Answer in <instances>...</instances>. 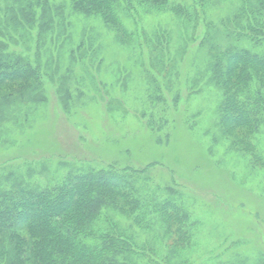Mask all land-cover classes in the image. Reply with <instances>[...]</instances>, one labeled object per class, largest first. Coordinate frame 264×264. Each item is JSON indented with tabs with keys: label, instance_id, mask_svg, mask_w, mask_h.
Here are the masks:
<instances>
[{
	"label": "rangeland",
	"instance_id": "rangeland-1",
	"mask_svg": "<svg viewBox=\"0 0 264 264\" xmlns=\"http://www.w3.org/2000/svg\"><path fill=\"white\" fill-rule=\"evenodd\" d=\"M54 2L64 7L69 23L42 39L39 25L25 22L17 0H0L5 35L0 37L10 51L41 67L45 84L42 101L37 93L40 100L17 98L5 109L0 187L8 188L17 178L51 186L116 160L137 168L159 161L138 176L135 190L151 208L169 200L187 211L183 229L189 240L179 243L178 225L168 227L156 212L139 224L131 214L105 208L132 237L133 264H264V124L252 139L225 131L224 93L211 83L209 46L201 45L208 34L220 47L234 43L224 33L240 1L206 0L204 9L197 8L198 25L185 26L168 13L137 23L140 34L165 31L169 61L179 67L180 78L172 75L166 101L149 100L155 86L140 65L149 62L147 52L140 56L136 49L131 60L128 48L115 44L97 18L73 14L69 0ZM81 41L76 59L71 50ZM98 57L100 66L94 63ZM151 121L153 129L147 125ZM247 145H253L251 152ZM180 247L175 256L169 251Z\"/></svg>",
	"mask_w": 264,
	"mask_h": 264
},
{
	"label": "trees",
	"instance_id": "trees-1",
	"mask_svg": "<svg viewBox=\"0 0 264 264\" xmlns=\"http://www.w3.org/2000/svg\"><path fill=\"white\" fill-rule=\"evenodd\" d=\"M195 1L189 6L178 0H69V9L83 18H97L113 34L115 44L128 48L131 60L137 57L134 56L136 49L140 56L147 52L149 62L141 60L140 65L155 86V91L148 94L149 100L166 101L164 94L173 90L168 86L173 82L172 75L180 78L179 67L175 62L171 66L168 58L166 33L156 29L153 36L140 34L136 25L143 17L167 13L185 26L198 25L197 8L204 9L207 5L206 0ZM239 1L233 23L224 33L226 39L234 43L220 47L219 42L215 43L216 38L213 40L208 34L201 45L209 46L211 83L224 93L220 110L225 131L230 135L235 133L236 138L246 135L252 139L264 124V0ZM17 2L22 6L27 25H39L42 39H48V31L58 25L69 23L64 7L54 0ZM9 19L5 20L6 30L11 25L9 21H13L12 17ZM0 35L5 36L1 30ZM83 46L84 41H81L72 48L73 57L79 58L76 54L81 53ZM8 47L0 37V126L6 107L13 100L19 98L22 102L32 98L36 101L39 98L35 94L39 93L42 101L45 89L41 67ZM91 51L96 54L99 50ZM86 52L90 49L86 48ZM101 61L98 57L94 63L100 66ZM175 101H178L177 94ZM151 123L147 125L153 129ZM251 146L243 147L251 152ZM117 161L70 174L51 186L42 187L20 178L8 188L1 186L0 264H133L137 255L134 241L105 208L131 214L139 224L147 213L156 212L160 214L159 220L167 221L168 227L173 223L175 227L178 225L179 243L189 240L188 232L183 229L189 220L187 211L169 200L151 208L135 190L138 176L156 161L140 168ZM180 250L181 247L169 251L175 256Z\"/></svg>",
	"mask_w": 264,
	"mask_h": 264
}]
</instances>
